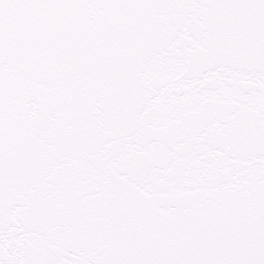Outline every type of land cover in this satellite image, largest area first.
<instances>
[{
  "label": "snow or ice",
  "instance_id": "6c2138e0",
  "mask_svg": "<svg viewBox=\"0 0 264 264\" xmlns=\"http://www.w3.org/2000/svg\"><path fill=\"white\" fill-rule=\"evenodd\" d=\"M0 264H264V0H0Z\"/></svg>",
  "mask_w": 264,
  "mask_h": 264
}]
</instances>
